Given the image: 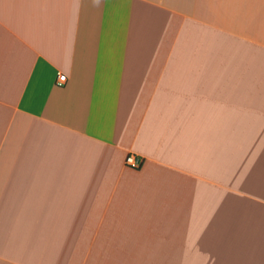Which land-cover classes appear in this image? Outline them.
<instances>
[{
	"label": "crops",
	"instance_id": "crops-1",
	"mask_svg": "<svg viewBox=\"0 0 264 264\" xmlns=\"http://www.w3.org/2000/svg\"><path fill=\"white\" fill-rule=\"evenodd\" d=\"M263 159L264 0H0V264H255Z\"/></svg>",
	"mask_w": 264,
	"mask_h": 264
},
{
	"label": "rangeland",
	"instance_id": "rangeland-1",
	"mask_svg": "<svg viewBox=\"0 0 264 264\" xmlns=\"http://www.w3.org/2000/svg\"><path fill=\"white\" fill-rule=\"evenodd\" d=\"M259 160H249L246 171L241 168L242 165L235 164L229 169L228 176H222L223 186H219V231L239 233V237L232 240L224 238L221 242L223 248L237 249L244 246V240L248 246L264 247V165L259 166ZM208 224L211 226L209 222L189 225L198 230L199 226ZM253 254V262L263 264L264 248Z\"/></svg>",
	"mask_w": 264,
	"mask_h": 264
},
{
	"label": "built area",
	"instance_id": "built-area-1",
	"mask_svg": "<svg viewBox=\"0 0 264 264\" xmlns=\"http://www.w3.org/2000/svg\"><path fill=\"white\" fill-rule=\"evenodd\" d=\"M66 76L63 74H60L57 78L58 84H62L63 81L65 80ZM125 164L129 167L133 168H138L141 164V161L139 160L138 162L135 161V159L132 157V155H128L125 159Z\"/></svg>",
	"mask_w": 264,
	"mask_h": 264
}]
</instances>
